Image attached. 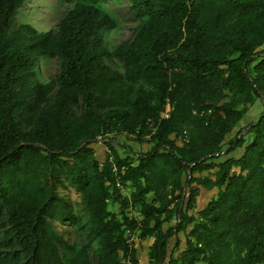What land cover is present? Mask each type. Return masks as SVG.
I'll return each mask as SVG.
<instances>
[{
    "label": "trees",
    "instance_id": "16d2710c",
    "mask_svg": "<svg viewBox=\"0 0 264 264\" xmlns=\"http://www.w3.org/2000/svg\"><path fill=\"white\" fill-rule=\"evenodd\" d=\"M26 1L0 0V264H141L146 239L147 264H264V0H115L116 44L104 0L45 32L15 28ZM107 132L137 135L99 157Z\"/></svg>",
    "mask_w": 264,
    "mask_h": 264
},
{
    "label": "rangeland",
    "instance_id": "374dc122",
    "mask_svg": "<svg viewBox=\"0 0 264 264\" xmlns=\"http://www.w3.org/2000/svg\"><path fill=\"white\" fill-rule=\"evenodd\" d=\"M103 5L113 17L120 21L121 25L120 30L108 34V40L110 43L116 44L120 40L129 38L130 28L135 26L136 21L133 20L128 11L127 2L122 1V4L120 5L115 0H104ZM66 7L67 4L63 0H28L18 11L15 19V28L20 25H30L36 31H48L58 23ZM38 70L42 81L54 77L57 72L56 60L49 59L41 61L38 65ZM94 147L101 146L96 145ZM58 193L61 197L65 198L72 204L76 213H83L81 198L72 188L64 189L58 187ZM202 196L204 197V194ZM109 208L113 210L115 207L110 206ZM52 226L56 232L70 242H73L77 236L75 228L71 225H60L54 221L52 222ZM149 244L150 240L146 239L145 241L140 242L137 246V252L141 264H147L146 257Z\"/></svg>",
    "mask_w": 264,
    "mask_h": 264
},
{
    "label": "built area",
    "instance_id": "2783aa9c",
    "mask_svg": "<svg viewBox=\"0 0 264 264\" xmlns=\"http://www.w3.org/2000/svg\"><path fill=\"white\" fill-rule=\"evenodd\" d=\"M174 105L172 103H170L169 100H165V105H164V108L163 110L160 112L159 114V119L160 120H169L174 112ZM147 124H149L150 127H152V120H148L147 121ZM154 133V132H152ZM136 135H137V132L134 133V134H130V133H124V134H121V135H115V134H112V133H101L100 135H98L96 137V140H95V145L97 146H101L103 148V152H104V155H110L111 154V150L110 148L106 145V143H108V141L112 144V146H114L118 152L120 154H123V151L125 149L124 147V141L126 142H132L135 138H136ZM145 140H149L150 139V135H144V138ZM122 149V150H120ZM111 162V157H110V160ZM112 166V171L114 173H117V166L115 165V163H112L111 164ZM123 170V168H122ZM116 186L122 191L124 192V188L121 186L120 182H119V176H116ZM178 220V219H177ZM128 236L131 237V239H133V236L128 233ZM126 264H129V262L127 261Z\"/></svg>",
    "mask_w": 264,
    "mask_h": 264
},
{
    "label": "crops",
    "instance_id": "0c3cea01",
    "mask_svg": "<svg viewBox=\"0 0 264 264\" xmlns=\"http://www.w3.org/2000/svg\"><path fill=\"white\" fill-rule=\"evenodd\" d=\"M97 148H99V149H97ZM94 149H95V152H96L97 156L104 157L103 148H101V147H94ZM145 149H146V146H137L136 144L133 145V148H132V150H134V151H139V150L145 151ZM201 197H202V199L203 198L205 199L206 198V194H204V197L203 196H201ZM201 203H203V201H201Z\"/></svg>",
    "mask_w": 264,
    "mask_h": 264
}]
</instances>
